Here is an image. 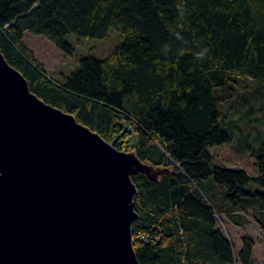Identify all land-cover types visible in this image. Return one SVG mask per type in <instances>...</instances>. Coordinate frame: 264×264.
Wrapping results in <instances>:
<instances>
[{
    "label": "trees",
    "instance_id": "16d2710c",
    "mask_svg": "<svg viewBox=\"0 0 264 264\" xmlns=\"http://www.w3.org/2000/svg\"><path fill=\"white\" fill-rule=\"evenodd\" d=\"M116 28L111 55L85 57L61 81L25 42L43 36L71 56L69 36L105 40ZM0 52L42 101L168 170L133 178L140 264H253L254 238L236 254L223 219L264 235V192L246 189L264 188V145L255 178L217 166L209 148L232 141L224 106L240 85L264 103V0H0Z\"/></svg>",
    "mask_w": 264,
    "mask_h": 264
},
{
    "label": "water",
    "instance_id": "95a60500",
    "mask_svg": "<svg viewBox=\"0 0 264 264\" xmlns=\"http://www.w3.org/2000/svg\"><path fill=\"white\" fill-rule=\"evenodd\" d=\"M167 171L42 101L0 52V264H140L133 178Z\"/></svg>",
    "mask_w": 264,
    "mask_h": 264
},
{
    "label": "rangeland",
    "instance_id": "374dc122",
    "mask_svg": "<svg viewBox=\"0 0 264 264\" xmlns=\"http://www.w3.org/2000/svg\"><path fill=\"white\" fill-rule=\"evenodd\" d=\"M67 40L75 50L71 56L59 51L53 43L43 36L27 34L25 42L48 73L61 81L64 80V77L75 74L80 69L81 60L85 57L105 60L122 42V37L119 29L116 28L105 40L82 39L75 36H69ZM254 89L256 86H251L248 83L242 84L234 98L226 102L224 114L228 116V120L225 129L228 130L232 141L228 144L209 148L214 164L228 170H243L252 178L259 175L256 169V158L260 148L264 145V103L262 104L259 100L255 102L250 98L249 95ZM135 138L132 139L133 143ZM246 189L248 192H264L263 187L261 188L252 181L246 186ZM223 220L224 228L220 227L230 237V240H233L236 247L235 253L238 254L242 247L243 236H251L254 238L256 246L253 264H264V235L259 231L256 224L251 222L247 228L240 230L233 226H226L227 223L225 222L227 221ZM210 264L214 263L211 262Z\"/></svg>",
    "mask_w": 264,
    "mask_h": 264
}]
</instances>
